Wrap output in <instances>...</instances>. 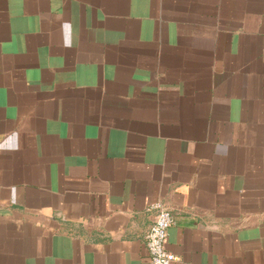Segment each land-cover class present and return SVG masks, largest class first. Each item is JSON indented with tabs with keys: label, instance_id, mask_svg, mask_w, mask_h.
I'll use <instances>...</instances> for the list:
<instances>
[{
	"label": "crops",
	"instance_id": "0c3cea01",
	"mask_svg": "<svg viewBox=\"0 0 264 264\" xmlns=\"http://www.w3.org/2000/svg\"><path fill=\"white\" fill-rule=\"evenodd\" d=\"M264 264V0H0V264Z\"/></svg>",
	"mask_w": 264,
	"mask_h": 264
},
{
	"label": "built area",
	"instance_id": "2783aa9c",
	"mask_svg": "<svg viewBox=\"0 0 264 264\" xmlns=\"http://www.w3.org/2000/svg\"><path fill=\"white\" fill-rule=\"evenodd\" d=\"M151 208L156 212L145 233L148 264H171L175 256L166 249L165 242L167 230L174 222L173 214L170 208L162 203H156Z\"/></svg>",
	"mask_w": 264,
	"mask_h": 264
}]
</instances>
